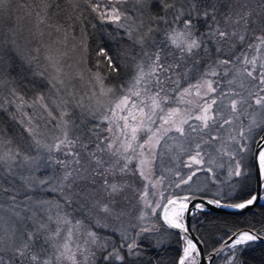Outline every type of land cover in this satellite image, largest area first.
I'll list each match as a JSON object with an SVG mask.
<instances>
[{
    "label": "snow or ice",
    "instance_id": "obj_1",
    "mask_svg": "<svg viewBox=\"0 0 264 264\" xmlns=\"http://www.w3.org/2000/svg\"><path fill=\"white\" fill-rule=\"evenodd\" d=\"M41 2L37 29L51 7ZM84 2L101 23L124 29L128 78L110 85L87 69L91 92L79 95L72 81L83 80V71L73 75L51 55L47 67L15 49L8 59L0 55V94L7 93L0 111L27 133L0 128V264H164L158 256L145 259L143 243L159 231L150 221L161 207L164 225L183 241L172 264H205L187 217L209 205L242 212L264 200V0H131V9L123 7L130 0H114L103 10V0ZM11 3L0 0V13ZM81 48L86 63V37ZM99 55L119 77L121 65L103 47ZM193 69L199 78L185 87ZM28 90L37 94L29 98ZM193 96L194 112L167 107L173 100L191 105L186 98ZM172 131L187 143L174 150L189 169L175 186L189 185L200 171L214 173L206 165L227 157L226 191L212 198L204 190L161 192L164 204L150 199L163 182L153 175L158 148ZM261 239L254 231L226 233L206 264L221 255L224 264H243L241 247Z\"/></svg>",
    "mask_w": 264,
    "mask_h": 264
},
{
    "label": "rangeland",
    "instance_id": "obj_2",
    "mask_svg": "<svg viewBox=\"0 0 264 264\" xmlns=\"http://www.w3.org/2000/svg\"><path fill=\"white\" fill-rule=\"evenodd\" d=\"M94 2H96V0ZM113 3L114 0H103L102 10L104 4L111 6ZM123 7H126L125 9H131L133 7V3L129 2ZM50 21L47 20V27H50L48 30L52 29L53 31H55V33L45 30L44 26L42 25L39 27V29H37L35 27L37 19L34 17L26 20L25 22L27 24L24 27L17 28L15 24H13L11 26L9 25V28H7L1 25L0 55H3L5 59H8L9 54H12L11 50L15 49V53H17L19 56H38L39 65L41 67H47L48 62L44 59V57L46 55H51L56 59H59L64 65H71V68L65 67V71L71 72L73 75H75L77 72L83 71L85 73V78L83 80L77 78L72 81V86L79 95L90 94L91 92L90 85L88 82L87 69H92L93 73L99 71L101 75H106L108 77L106 83L110 85L127 80L128 75L127 71L123 68V60H119V64L121 65L119 69V77H117V75L109 73L108 71L107 74L103 72L102 68L104 69V67H102V65L97 61H93L91 63L94 66L88 65L87 62L81 63L80 61H82L83 59L81 43L85 39L82 30H80L81 28L75 26V30L73 32L69 30L68 32L70 33L66 32V36L64 34L65 30L57 32L55 30L56 25L53 23L54 21L52 19ZM50 23H52V26H50ZM10 27L13 28L10 29ZM109 28L114 33L113 38L115 41L118 42V45H120L119 48L124 50L126 47V41L122 39L124 29L118 28L113 23H110ZM41 32L43 33V35L40 34ZM49 33H51V35H49ZM12 40H15L14 45L10 43V41ZM36 48H40L39 53L33 51ZM225 51H227V49H225ZM33 67H36V65H33ZM188 67L189 69H192L191 62L189 63ZM197 67L199 68V65ZM198 78L199 72L193 69L191 75L185 81H182V83L186 87L187 83H195ZM221 87L226 88V84L222 82ZM43 90L46 91V89ZM6 94L7 93L4 92L0 95ZM27 96L29 98L34 97L30 96L29 94ZM186 99H191L193 103L191 105L186 103L178 104L175 100H173L167 107H180L182 110L191 109L194 112L195 101L197 98L193 96L188 97ZM12 111L15 112L14 107ZM24 111L28 112L29 114H32L33 116H38L40 110L38 108H25ZM0 118V126L4 125V128L12 129V134L14 136H19L21 133H23L22 127L18 123H16V121H13L7 112L0 111ZM21 118V115L17 114V120ZM190 123L192 122L190 121ZM185 127L187 128V125ZM40 130L46 135H52L49 129L43 127V123H41ZM23 134L27 135V133ZM224 136L225 138H227V133H224ZM181 143H183L185 147H187V143L185 142L184 138H180L178 133H176L175 131L170 132L168 136L161 141V146L158 148V156L153 166V175L156 178H162L163 182L157 185V195L150 197V199L160 200V202L163 204L166 199L161 197V192L164 193V196H168L170 194H178V191L194 192L197 190H204L207 191L209 197L212 196V194L217 192L218 190L221 192L226 191L227 185L232 182L228 176L229 160L227 157H223L222 159L217 158L213 164L206 165V167H212L214 169V173L210 174L206 171H200L195 177H193V180L190 182L189 185H182L180 188H177L175 186L176 183L179 182L181 176L186 178V176L189 174V169L184 168L181 163L182 160H186V157L178 150H174L178 149V146ZM221 163L223 164V167L219 166ZM177 172H179V176L177 175ZM234 179L235 178H233V180ZM224 199L226 200L228 198L225 197ZM159 210L160 208L157 209V215L152 216L150 221L151 223H154L156 225H158V223L160 222L158 212ZM256 233L264 236V228ZM181 248L182 246L180 241V253L182 251ZM216 264H224L223 255H221V258L216 261Z\"/></svg>",
    "mask_w": 264,
    "mask_h": 264
},
{
    "label": "trees",
    "instance_id": "obj_3",
    "mask_svg": "<svg viewBox=\"0 0 264 264\" xmlns=\"http://www.w3.org/2000/svg\"><path fill=\"white\" fill-rule=\"evenodd\" d=\"M47 3L51 4V7L48 9L47 20L50 21L52 19L56 26L62 28L60 31L65 30L64 34L66 36V32L70 33L68 32L69 30L73 32L75 26L81 28L80 30H82L87 40L88 65L94 66L91 63L97 61L104 67V69L102 68L103 72L107 74V60L105 57L99 55L101 47L106 49L108 55L112 57L115 63L119 64V60H122L120 54L123 49L119 48L120 45L114 40V33L109 28L110 23H101L97 13H94L84 0H47ZM42 7L41 0H12L8 8L0 13V29L1 25L7 28L13 24L17 28L24 27L27 24L26 20L33 17L37 19L36 12ZM41 15H43L42 12ZM93 24L96 25L95 28L92 26ZM42 26H44L45 30L50 28L47 27V22ZM48 31L55 33L52 29ZM19 71V60H17L16 72ZM111 74L116 75V73ZM28 94L35 96L37 92L28 90ZM0 127L4 128V125ZM49 198L54 199L52 196ZM128 210L134 212L135 208L133 205H129ZM189 220L193 229L192 231L202 241L204 251H207L216 245L226 233L230 234L239 228L247 227L256 232L261 231L264 228V203L251 206V208L241 214L205 211L204 213L192 216ZM156 226L159 231L143 242L145 245V259L158 256L164 264H172V261L177 260L180 254V238L175 231L168 229L162 222H159ZM219 258L221 256L216 257L215 264ZM240 259L243 261V264H264V242L256 241L247 246H242L240 249Z\"/></svg>",
    "mask_w": 264,
    "mask_h": 264
},
{
    "label": "water",
    "instance_id": "obj_4",
    "mask_svg": "<svg viewBox=\"0 0 264 264\" xmlns=\"http://www.w3.org/2000/svg\"><path fill=\"white\" fill-rule=\"evenodd\" d=\"M176 195H179V196H183V195H191V193H184V194H176ZM206 198H212V196H209L208 197V195H207V197ZM167 201L165 200L164 201V203H166ZM163 203V204H164ZM262 203H264V200H260V201H258L257 202V204H262ZM254 206V205H253ZM251 208V207H250ZM246 210H248V209H246ZM246 210H243L242 212H244V211H246ZM163 208L161 207L160 208V210L158 211L159 212V218H160V222H162L163 223V220L161 219V217H162V215H163ZM206 211L207 212H213V213H242L241 211H236V210H234V209H230V208H216V207H214V206H206ZM190 217L191 216H188L187 217V222H188V227H189V229H190V233H191V236L194 238V240H200V238L197 236V234L194 232V231H192L193 229L191 228V225H190ZM164 224V223H163ZM172 230V229H171ZM173 231H175L176 232V230H173ZM235 231H253L252 229H250V228H247V227H244V228H239V229H237V230H235ZM255 232V231H254ZM261 236H263V235H261ZM180 238V237H179ZM180 241H181V246L183 247V241L180 239ZM201 241V240H200ZM258 241H263L264 242V239H261V240H258ZM201 249H202V251H203V253H204V256H205V264H206V261H207V256H208V254L209 253H211L212 251H213V249L214 248H216V247H219V243H217L216 245H214L212 248H210L209 250H207V251H204L205 249H204V247H203V244L202 243H200L199 245H198ZM182 249V248H181ZM182 254V251H181V253H180V255ZM179 255V256H180ZM179 258V257H178ZM178 260V259H177Z\"/></svg>",
    "mask_w": 264,
    "mask_h": 264
},
{
    "label": "flooded vegetation",
    "instance_id": "obj_5",
    "mask_svg": "<svg viewBox=\"0 0 264 264\" xmlns=\"http://www.w3.org/2000/svg\"><path fill=\"white\" fill-rule=\"evenodd\" d=\"M246 163H247V161H246ZM184 193H192V192H189V191H178V194H184ZM174 195H176V194H174Z\"/></svg>",
    "mask_w": 264,
    "mask_h": 264
},
{
    "label": "bare ground",
    "instance_id": "obj_6",
    "mask_svg": "<svg viewBox=\"0 0 264 264\" xmlns=\"http://www.w3.org/2000/svg\"><path fill=\"white\" fill-rule=\"evenodd\" d=\"M171 214H172V213H171V211H170V212H169V215L171 216Z\"/></svg>",
    "mask_w": 264,
    "mask_h": 264
}]
</instances>
